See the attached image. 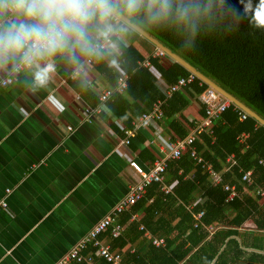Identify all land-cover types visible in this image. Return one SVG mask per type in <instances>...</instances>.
I'll use <instances>...</instances> for the list:
<instances>
[{"label": "crops", "instance_id": "crops-1", "mask_svg": "<svg viewBox=\"0 0 264 264\" xmlns=\"http://www.w3.org/2000/svg\"><path fill=\"white\" fill-rule=\"evenodd\" d=\"M97 35L92 32L93 42ZM152 44L144 36L135 41V46L146 58L158 47ZM110 47L121 52L114 41L107 48ZM89 57L81 55L73 62L67 54L58 55L51 61L40 62L39 66L23 69L12 83L1 88L0 199L7 188H12V192L8 196V209L0 213V264H56L115 206L137 179L129 160L135 158L148 166L158 157L160 146L175 138L166 118L149 127H137L135 123L144 112L134 118V127H124L108 106L90 120L86 119L85 108L98 104L104 90L117 86L110 75L97 67L96 55L91 56L94 60L90 63L87 62ZM155 57H160L165 64L175 61L167 52L164 57ZM46 63H51L52 69L41 83L35 76ZM10 67L12 64L7 69H0V79ZM145 67H151L158 86L163 90L166 82L160 72L152 64ZM199 108L198 98L193 99L179 116L187 129L195 120L202 118ZM69 125L73 129H69ZM128 129H132L134 135L129 143H122ZM211 137L215 139V135ZM225 163L226 170L232 174L227 159ZM210 181L212 183L211 178ZM238 181L237 178L234 183L226 182L238 186ZM171 184L174 186L176 182ZM249 189L244 190L241 186L240 199L247 194L264 206V198L257 196L251 187ZM207 200V196L198 193L187 208L192 210L198 202L204 204ZM151 201L153 198L148 202ZM180 202L177 200L176 205ZM235 212L231 208L228 214L234 216ZM145 217V210L133 212L128 222H122L121 215L125 230L119 237L126 239L123 249L117 244L118 237L103 235L114 251L124 253L123 262L132 264L127 260L129 255L149 251L153 243L146 232L162 237L166 242L164 235L154 234L146 227ZM135 222L139 223V228L130 230ZM254 226L251 216L243 223L242 230L253 234L256 231ZM214 230L209 231L213 233ZM237 238L244 244L240 236ZM251 241L250 236L249 245H243L246 252L264 254V248L252 247Z\"/></svg>", "mask_w": 264, "mask_h": 264}, {"label": "trees", "instance_id": "trees-1", "mask_svg": "<svg viewBox=\"0 0 264 264\" xmlns=\"http://www.w3.org/2000/svg\"><path fill=\"white\" fill-rule=\"evenodd\" d=\"M252 2L255 5L258 0ZM170 3L171 11L159 17H154L147 7L148 0L135 14H123L264 118V28L253 27L244 17V3L241 0H226L242 17L233 32L235 22L224 11L221 0H170ZM112 23L114 30L119 31L118 35L112 34L113 41L121 52L111 47L104 49L96 55L97 67L110 75L115 85L122 73H128L127 88L116 90L106 101V106L116 113L124 127H134L132 122L137 115L150 110L159 98L166 97L151 67L141 64L146 57L135 46V41L142 37L140 33L122 21L117 23L113 19ZM93 33L97 32L93 30ZM150 61L167 85L190 72L175 61L165 64L160 57H150ZM200 81L197 78L166 100L165 118L175 138L184 137L188 131L179 116L209 86ZM199 109L203 117L206 108L200 103ZM243 131L250 133L247 148L238 138ZM214 135L215 139L203 133L202 140L196 142L197 151L222 172L226 181L234 183L238 178L241 189L243 171L253 168L255 183L250 187L253 189L257 184H264V164L260 162L264 159V125L250 115L241 119L238 110L232 106L216 121ZM232 153L235 154L236 164L231 167V174L226 170L225 162ZM174 181L176 184L168 194L161 192L158 183H153L147 188L145 197L122 214V222H128L133 212L145 210L146 227L154 234L164 235L167 242L166 246L159 247L151 244L146 254H131L127 257L128 261L132 264H212L230 238L214 264H264V254L246 252L243 246L249 245L251 236L252 247L264 248V236L261 234L264 233V206H260L257 199L245 194L243 199L236 198L225 204L227 192L223 186H213L206 166L193 159L189 152L170 161L166 183ZM198 193L207 196L208 200L204 204L198 202L192 210L188 209L187 205L197 198ZM150 198L153 201L149 203ZM177 200L183 203L176 205ZM231 208L236 211L234 216L228 214ZM202 209L205 210L202 223L194 227V213ZM157 212L161 214L157 215ZM251 216L255 221L253 228L256 231L253 234L242 230L243 223ZM178 217L179 220L174 223ZM210 227L215 229L213 233L209 231ZM137 228L139 223L135 222L130 230L136 231ZM106 233L109 234L110 230L102 236ZM117 240L123 249L126 239L118 237ZM94 249L89 244L84 253ZM186 259L187 262L183 263ZM74 264L89 263L82 261ZM98 264L112 263L99 258Z\"/></svg>", "mask_w": 264, "mask_h": 264}, {"label": "built area", "instance_id": "built-area-1", "mask_svg": "<svg viewBox=\"0 0 264 264\" xmlns=\"http://www.w3.org/2000/svg\"><path fill=\"white\" fill-rule=\"evenodd\" d=\"M117 23H121L120 18L117 16L114 18ZM113 34H119L118 30H114ZM94 44L98 47L99 52H102L108 46L113 44L112 35L96 36ZM155 56H166V52L160 47H155L149 56L141 62L144 66H151L150 57ZM93 57H89L87 62H92ZM28 65H19L17 68L10 67L7 70V74L0 79V95L1 88L12 83L16 74L21 72L25 68H29ZM52 69V67H51ZM75 74H73L74 76ZM129 75L122 73L118 78V83L114 89H106L100 94L98 104L95 106L88 105L85 110L86 119L90 120L94 114H100L107 108L106 101L112 95L114 90L123 91L128 86ZM197 78L196 73L189 72L187 75L181 76L177 82L169 85H165L163 90L166 98H159L156 100L150 110L145 111L135 123L137 127H149L155 122L162 121L165 118L164 105L166 104L167 98L171 97L174 92L183 88L184 86L193 83ZM200 79V78H199ZM202 84L204 81L200 79ZM198 100L206 108L205 115L195 120L191 125L188 126L189 132L184 137H176L175 139H169L166 143L160 146L158 157L147 165L139 162L137 159L132 158L129 160L130 166L134 169L137 174V179L134 180L128 188L127 193L120 198L115 206L98 222H96L88 234L80 239L56 264H74V262L86 261L89 264H96V257L103 258L112 264H129L124 261V253L114 251L110 243L105 242L102 234L110 230V236L115 238L123 234L125 230L124 224L120 221L121 215L133 208L140 199L145 197L147 188L153 183H158L161 192L168 194L173 190V184L166 183L167 172L171 160L179 159L185 152H189L190 156L195 159L198 163L206 166L212 183L214 185H222L223 189L227 192L225 198L226 202H231L236 198L242 197V191L236 184L226 182L221 171H218L213 165L207 162L203 156L198 153L196 142L202 140L203 133H207L214 137V125L216 121L221 118L222 114L230 107L234 106V109L238 110L241 119H245L249 116L243 108L233 103L230 99L220 93L212 86H208L204 91L198 95ZM69 129H73L71 125ZM127 137L122 140V143H129L131 137L134 135L132 129L126 130ZM250 133L243 131L238 136L239 141L243 143L246 148L249 147L247 139ZM229 168L236 164L235 154H231L227 158ZM260 162L264 164V159H260ZM253 168L243 171L240 178L244 190L250 191V186L255 183L253 178ZM253 192L260 198H264V184H257L253 188ZM12 188L5 190V195L0 199V213L3 210H7L9 207L8 196L11 194ZM205 212L202 210L196 213L195 226L202 223V218ZM142 228L144 226H141ZM211 231L214 228L211 227ZM146 236L151 242L157 246L165 245V239L162 237H155L151 233L146 232ZM92 244L95 249L88 253H84V250Z\"/></svg>", "mask_w": 264, "mask_h": 264}, {"label": "clouds", "instance_id": "clouds-1", "mask_svg": "<svg viewBox=\"0 0 264 264\" xmlns=\"http://www.w3.org/2000/svg\"><path fill=\"white\" fill-rule=\"evenodd\" d=\"M244 3V17L256 28H264V0ZM224 11L234 22L235 31L242 19L226 0ZM145 6V0H0V69L9 64L36 65L67 54L76 62L79 56L99 55L92 32L107 37L114 30L113 19L123 12L135 14ZM154 17L171 11L170 0H148ZM51 63L36 73L43 83Z\"/></svg>", "mask_w": 264, "mask_h": 264}, {"label": "water", "instance_id": "water-1", "mask_svg": "<svg viewBox=\"0 0 264 264\" xmlns=\"http://www.w3.org/2000/svg\"><path fill=\"white\" fill-rule=\"evenodd\" d=\"M122 22L129 24L134 29H136L142 36L150 40L154 45L160 47L164 51L167 52L175 61L183 65L187 70L194 72L197 74V76L202 79L204 82H206L208 85L214 87L216 90H218L220 93H222L224 96H226L228 99H230L233 103L238 105L239 107L243 108L250 116L254 117L260 124L264 125V118L259 115L256 111H254L252 108H250L248 105H246L244 102L239 100L236 96L228 92L226 89H224L222 86H220L218 83H216L214 80H212L210 77L205 75L203 72L198 70L195 66H193L190 62H188L185 58L180 56L178 53L174 52L171 48L166 46L164 43L159 41L156 37H154L152 34H150L148 31L143 29L138 24L132 22L130 18H128L125 14H121L118 16Z\"/></svg>", "mask_w": 264, "mask_h": 264}]
</instances>
